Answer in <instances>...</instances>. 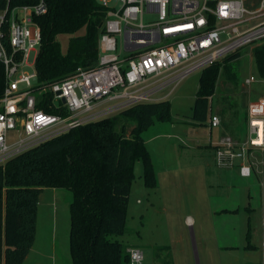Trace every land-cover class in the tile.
<instances>
[{
	"label": "built area",
	"instance_id": "obj_1",
	"mask_svg": "<svg viewBox=\"0 0 264 264\" xmlns=\"http://www.w3.org/2000/svg\"><path fill=\"white\" fill-rule=\"evenodd\" d=\"M98 1L106 17L97 62L45 83L29 57L35 52L36 62L42 41L37 17L47 11V0H0V61L7 83L0 99V165L86 123L168 99L193 72L264 41V0ZM147 13L155 17L145 22ZM209 123L217 127L221 119L212 114ZM247 127L245 139L225 134L214 142V158L220 167H238L244 177L257 171L264 193V98L250 104ZM129 251L131 263L142 264L143 250Z\"/></svg>",
	"mask_w": 264,
	"mask_h": 264
},
{
	"label": "trees",
	"instance_id": "obj_2",
	"mask_svg": "<svg viewBox=\"0 0 264 264\" xmlns=\"http://www.w3.org/2000/svg\"><path fill=\"white\" fill-rule=\"evenodd\" d=\"M47 5V11L37 17L42 41L35 69L40 81L52 83L97 62L106 9L98 0H47ZM63 34L70 36L66 52L59 42ZM253 51L264 78V41ZM237 56L239 52L223 62ZM221 68L222 62H217L201 74L193 106L196 122L205 123L211 115V97ZM6 85L5 66L0 61V99ZM38 106L52 111L47 103ZM170 111L168 99L139 103L59 134L0 165V264H23L30 253L36 240L40 194L46 187L73 193L71 264H132L129 249L133 246L114 236L126 231L137 161L143 164L146 186L156 185L142 134L156 119H169ZM235 118L229 124H236ZM250 232L249 228L248 240Z\"/></svg>",
	"mask_w": 264,
	"mask_h": 264
},
{
	"label": "rangeland",
	"instance_id": "obj_3",
	"mask_svg": "<svg viewBox=\"0 0 264 264\" xmlns=\"http://www.w3.org/2000/svg\"><path fill=\"white\" fill-rule=\"evenodd\" d=\"M154 17L155 14L147 13L144 21ZM69 38L67 34L59 37L63 52L68 49ZM256 45L240 48L239 56L222 63L210 102V110L222 117L227 126L236 117V127L245 137L250 104L264 98V78L259 75L253 51ZM35 54L29 57L32 68ZM202 72L187 76L168 97L170 118L156 119L143 132L156 188L146 186L144 172L138 173L142 167L138 161L128 201L126 231L114 238L140 247L144 252L142 264H264V249L260 247L264 224L257 193L259 178L254 175L241 178L236 172L228 175L216 170L214 151L208 146L210 123L196 122L193 118ZM247 78L258 81L247 84ZM220 131V127L212 130L215 141L222 137ZM58 189L53 192V188L46 187L42 192L36 245L24 264H71L73 193L66 188ZM249 191L252 197H248ZM234 205H240L242 210L228 213L226 209ZM248 205L253 208L249 240V214L245 210ZM187 215L193 218L191 224L185 222ZM249 241L256 248H250Z\"/></svg>",
	"mask_w": 264,
	"mask_h": 264
},
{
	"label": "crops",
	"instance_id": "obj_4",
	"mask_svg": "<svg viewBox=\"0 0 264 264\" xmlns=\"http://www.w3.org/2000/svg\"><path fill=\"white\" fill-rule=\"evenodd\" d=\"M222 63H223V61H221ZM212 114H216V112H213V111H211V115ZM211 115H210V117H211ZM210 117L208 118V120L207 121H209L210 122ZM221 119V124L219 125V126H217V127H220V134H219V136L221 137V136H223V135H225V134H227V132H230V135H233V136H235V137H237V138H239V139H245L246 137L245 136H243L242 134H241V132H240V130L238 129V127H236L237 126V124H235V123H232V124H229L228 126L224 123V121H223V118L221 117L220 118ZM207 125V124H206ZM211 127V126H210ZM215 127H211V139H210V144L208 145L211 149H213V151H214V145H213V143L214 142H216V141H218V139H216V141L213 139L214 137H213V133H212V130L214 129ZM218 136V137H219ZM145 140V139H144ZM215 152V151H214ZM211 159V161H212V158H210ZM138 162V161H137ZM136 162V163H137ZM142 163V162H141ZM213 163H214V165H215V167L217 168H215L214 166H212L214 169H216V170H218V171H221V172H223V173H227L228 175L231 173V172H236V174L239 176V177H241V178H252L253 177V175L254 176H256L257 178H259V182H258V186H259V188L257 189V193L259 194L258 196H259V198H260V201H261V204H262V209H263V224H264V193H263V188H262V176L257 172V171H254V173L252 174V176H250V177H244V176H242L241 174H240V172H239V169H238V167H236V166H234V167H220V166H218L217 164H216V161H215V158H214V156H213ZM141 168L138 170V173H142L143 171H144V168H143V164H141ZM135 171H136V167H135ZM134 187V184H132V188ZM52 188V187H51ZM132 188H131V191H132ZM154 188H156V187H154ZM153 188V189H154ZM45 189V188H44ZM60 189H58V188H53V192H57V191H59ZM43 192V191H42ZM256 193V194H257ZM41 195H42V193L40 194V201H39V205H38V215H37V230H38V224H39V218H40V213H41V211H40V204H41V200H42V197H41ZM248 197H252V192L251 191H249V195H248ZM140 202V201H139ZM237 206V207H236ZM234 205V207H232L231 209H226V211L229 213H239V211L240 210H242L241 209V206L240 205ZM245 210H247V212H248V214H249V222H248V230H249V228L251 227L250 226V215H251V213L253 212V208H251L249 205L248 206H246L245 207ZM42 214V213H41ZM192 221H193V218L190 216V215H187L186 217H185V222H187L188 224H191L192 223ZM251 229V228H250ZM251 233V232H250ZM36 238H37V234H36ZM35 243H36V240H35ZM34 243V245H33V247H32V249H31V251L30 252H32V250H33V248H34V246L36 245ZM251 243V242H250ZM250 248H256V245H254V244H252L251 246H249ZM260 247H263V249H264V233H263V237H262V241H261V243H260ZM30 254V253H29ZM28 254V255H29ZM28 257V256H27ZM26 257V259H25V261L28 259ZM23 264H24V262H23Z\"/></svg>",
	"mask_w": 264,
	"mask_h": 264
},
{
	"label": "water",
	"instance_id": "obj_5",
	"mask_svg": "<svg viewBox=\"0 0 264 264\" xmlns=\"http://www.w3.org/2000/svg\"><path fill=\"white\" fill-rule=\"evenodd\" d=\"M62 101H63V102H66V99H65L64 97H62Z\"/></svg>",
	"mask_w": 264,
	"mask_h": 264
}]
</instances>
